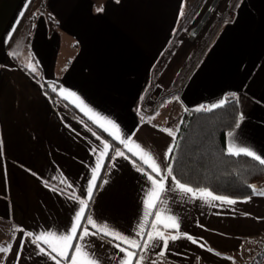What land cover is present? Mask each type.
<instances>
[{
    "label": "crops",
    "instance_id": "1",
    "mask_svg": "<svg viewBox=\"0 0 264 264\" xmlns=\"http://www.w3.org/2000/svg\"><path fill=\"white\" fill-rule=\"evenodd\" d=\"M183 4L185 0H0V246L11 245L0 253V264H56L48 245L33 241L41 233L66 234L79 200L87 201V207L72 244H80L96 264H122L126 254L120 248L128 245L97 233L87 224L89 216L98 226L106 224L142 245L147 241L155 216L136 236L152 187L146 174L159 177L138 156L148 170L136 162L115 134L150 152L166 176L168 150L174 148L185 112L215 108L234 95L243 119L228 134L227 148L247 147L264 158V0H240L236 18H221L204 46L200 38L179 33L180 26L174 37ZM50 86L57 89L55 98ZM61 87L113 121L119 133L108 124V131L99 127L75 97L60 95ZM58 98L112 133L120 146L108 156L109 147L101 158L103 143L109 142ZM117 150L125 156H115ZM164 185V203L158 201L152 209L161 212L158 229L175 235L163 226L168 216H175L179 232L198 243L182 235L170 240L167 249L162 241L149 242L147 250L129 249L144 256L141 264H233L234 254L247 242L264 243V195L228 197L237 201L232 205L206 203L176 190L171 176ZM83 227L89 235L79 239ZM71 255L70 249L61 264H70ZM257 256L255 264H264V249Z\"/></svg>",
    "mask_w": 264,
    "mask_h": 264
},
{
    "label": "trees",
    "instance_id": "2",
    "mask_svg": "<svg viewBox=\"0 0 264 264\" xmlns=\"http://www.w3.org/2000/svg\"><path fill=\"white\" fill-rule=\"evenodd\" d=\"M48 90L55 98L56 93ZM58 100L109 142L108 156L120 146L72 105L63 99ZM240 118V104L234 95H228L225 102L215 108L186 111L168 162L172 176L193 189H206L221 196L239 199L254 196L249 185H255L257 189L264 186V165L243 154L231 155L227 148V136ZM129 155L148 170L137 158Z\"/></svg>",
    "mask_w": 264,
    "mask_h": 264
},
{
    "label": "snow or ice",
    "instance_id": "3",
    "mask_svg": "<svg viewBox=\"0 0 264 264\" xmlns=\"http://www.w3.org/2000/svg\"><path fill=\"white\" fill-rule=\"evenodd\" d=\"M30 2V0H29ZM119 2V0H117ZM23 12L20 13V16H23ZM183 13L181 12V15ZM15 31V29H13ZM10 38V37H9ZM27 67L35 72L36 68L32 63H28ZM52 87V91L55 92L57 89L55 86ZM67 90L63 89L62 87L59 89V93L61 96H63L65 99L68 98V96L75 97L76 100L79 101V106H81V110L85 111L86 114H91L90 119H93V122L96 123L99 127L104 128L105 131H108L107 128H105V124L111 125L112 128L116 129V132L119 133L118 126L111 120L100 116L97 113H94L92 109L87 108L86 105H84L83 101L80 100V98L76 95L74 92H67V95L65 93ZM223 103V102H222ZM213 107H216L214 105ZM240 119H243L241 116ZM239 127V125H237ZM164 131H167L169 135H173L171 129H164ZM112 133H110L111 135ZM231 135V133H229ZM99 138V137H98ZM114 139L118 140L121 144L125 146L126 149H128L129 152H132L133 156H138L139 160L143 162V164L147 165L152 173L156 174V177H159V179L154 178L152 175H147L148 180L151 182V190L146 193V199L143 201L144 203V214H143V220L139 224V230L136 232V236H142L144 234V228L145 225L148 222L149 216H155V221L152 223L151 227L153 229L152 232L147 233V241L143 243V245L137 240V239H130L129 237L122 235L121 233L114 231L109 228L108 225H97L96 222L93 221V219L89 216L87 217V224L91 225L93 228L97 230V233H102L109 237H114L115 239L121 241L123 244L128 245V248H120V251L124 252L126 254V259L122 261V264H133V258L138 257L136 259L135 264H141V261L144 259V256L137 251H132L129 249H142L147 250L149 247V242H155V241H162L163 247L167 249L169 241H175L181 236H185L188 240H190L193 244L198 243L196 239H194L192 236H189L187 234H182L179 232V223L177 222V219L175 216H168L167 220L169 222L164 223L163 226L165 229H173L175 230L176 234L172 235H165L163 231H160L158 229V225L162 222L161 221V212L159 210L153 212L152 209L158 207L157 202L159 201L161 204L164 203V201L160 200L161 193L165 191V185L164 180L171 176L172 180L175 183V189L178 190L181 193L184 194H190L193 198H201L206 203H211L212 201H220L222 203H226L229 205L237 203L235 199H230L225 196H218L214 195L212 192L206 190V189H193L192 187L180 183L179 180H176L174 176H172V169L170 166L166 168V176L161 175V167L157 164L155 158L151 155L150 152L147 150L141 148L139 144H136L135 141H132L128 138H121L120 135L115 134ZM129 144L134 145L136 149L139 150V152H133L132 148L129 147ZM110 145L107 142L103 143L102 150H100L99 155L101 158H103L106 153L108 152ZM3 150V142L0 140V155H2ZM94 151H96L94 149ZM172 152V149L170 148L168 150V153L170 154ZM228 152L231 155L239 156L241 154L251 157L252 159L258 161L260 164L264 165V158L257 155L255 152L249 150L247 147H239V148H233L232 146H229ZM115 156L123 157L125 156V153L123 151L117 150L115 152ZM135 166V161L133 162ZM99 162L96 165V168L93 169L92 177L89 182V187L87 189L88 198L91 199L93 188H94V181L97 179V170L100 168ZM137 171H143V168L137 167ZM63 183L67 184V181H63ZM68 187H71V185H67ZM253 189V192L255 194L264 195V190H257L255 185H249ZM53 191H56L55 188L52 189ZM70 198L79 200L78 197L72 196ZM80 208L79 211L76 212L74 217V222L70 226V230L66 232V234H58L55 232H47V233H41L40 235H36L34 239L35 242L43 241L44 244L48 245L49 252L48 254L51 255L52 253H55V255H51V258L56 262V264H61V260L68 259V251L72 250V255L70 257V264H96V258L93 257L90 253L84 251V248L80 244L73 245L72 241L74 239H77V230L78 228H81L80 221L85 213V208L87 207V201L85 200H79ZM19 231H23L22 229H18ZM25 235L31 237L33 234L28 232L25 233ZM89 235L87 227H83L82 234L80 235L79 239H83L84 236ZM201 247H205V244H200ZM117 247H120L117 245ZM11 248V245H8L7 247L0 246V253H4L9 251ZM41 253L45 252V249L41 247L40 249ZM208 251L212 252L213 249L207 248ZM219 255V253H216ZM160 255H163V252L160 253ZM59 257L60 259H58Z\"/></svg>",
    "mask_w": 264,
    "mask_h": 264
},
{
    "label": "rangeland",
    "instance_id": "4",
    "mask_svg": "<svg viewBox=\"0 0 264 264\" xmlns=\"http://www.w3.org/2000/svg\"><path fill=\"white\" fill-rule=\"evenodd\" d=\"M239 2L240 0H185V4L180 10V22L177 25L174 37H178L177 31L180 27L179 33L182 34L184 32L183 34L189 36V29L203 20L205 24L202 26L196 40L200 38L204 46V38L215 31L217 25L222 21L221 18H224L225 21L227 19L231 21L236 18L235 8ZM181 12L183 13L182 15ZM173 41H176V39L174 38ZM174 46H176V43L173 44ZM79 208V205L75 204V213L79 211ZM247 243L248 246L246 248L244 247L242 251L240 250V253L234 254L233 264H254V261L258 258L257 253H261L264 249L262 241Z\"/></svg>",
    "mask_w": 264,
    "mask_h": 264
},
{
    "label": "built area",
    "instance_id": "5",
    "mask_svg": "<svg viewBox=\"0 0 264 264\" xmlns=\"http://www.w3.org/2000/svg\"><path fill=\"white\" fill-rule=\"evenodd\" d=\"M212 10V9H211ZM204 25V21L202 20L201 22H199L197 25L191 27L188 31L189 36L194 39L197 38L200 34V30L202 28V26ZM153 100L156 101V99H158V97L154 94L152 96ZM205 110V109H204Z\"/></svg>",
    "mask_w": 264,
    "mask_h": 264
}]
</instances>
